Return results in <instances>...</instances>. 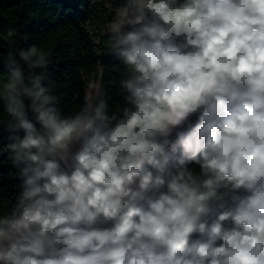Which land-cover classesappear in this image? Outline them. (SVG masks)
Wrapping results in <instances>:
<instances>
[{"label":"clouds","instance_id":"9594fccd","mask_svg":"<svg viewBox=\"0 0 264 264\" xmlns=\"http://www.w3.org/2000/svg\"><path fill=\"white\" fill-rule=\"evenodd\" d=\"M104 35L111 111L96 87L65 115L50 52L7 53L0 264H264V0H123Z\"/></svg>","mask_w":264,"mask_h":264},{"label":"trees","instance_id":"16d2710c","mask_svg":"<svg viewBox=\"0 0 264 264\" xmlns=\"http://www.w3.org/2000/svg\"><path fill=\"white\" fill-rule=\"evenodd\" d=\"M93 2L0 0V53L3 54L0 56V79L8 72L6 59L10 50L15 54L21 48L36 45L51 54L45 84L57 96L65 115L72 114L85 103L90 94L87 78L93 76L100 79L110 111L124 106L126 93L121 80L125 78V65L118 53L110 52L108 39L104 40L105 49L100 53L89 31L95 15ZM13 30L16 35L10 40L7 34ZM28 115L29 119L34 118L31 112ZM3 118L6 119V115ZM9 135L6 127L0 125V214L11 210L22 183L19 170L12 165L6 150Z\"/></svg>","mask_w":264,"mask_h":264},{"label":"rangeland","instance_id":"374dc122","mask_svg":"<svg viewBox=\"0 0 264 264\" xmlns=\"http://www.w3.org/2000/svg\"><path fill=\"white\" fill-rule=\"evenodd\" d=\"M122 2L123 0H94L93 2L95 15L89 25V31L99 47L100 53L105 49L104 40L108 39V37L104 35L106 26L108 22L112 20L115 8ZM87 80L89 82L90 93H94L95 88L100 87V79L93 76L87 78Z\"/></svg>","mask_w":264,"mask_h":264}]
</instances>
